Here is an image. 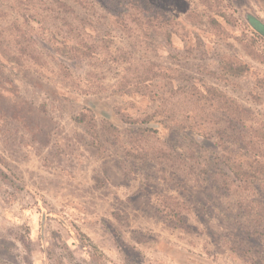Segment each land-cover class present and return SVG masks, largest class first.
I'll return each mask as SVG.
<instances>
[{
	"label": "rangeland",
	"instance_id": "374dc122",
	"mask_svg": "<svg viewBox=\"0 0 264 264\" xmlns=\"http://www.w3.org/2000/svg\"><path fill=\"white\" fill-rule=\"evenodd\" d=\"M149 1L178 26L170 42L153 36L145 48L122 35L101 3L71 5L110 53L130 51L155 62L165 84L213 87L264 122V39L246 19L264 25V0ZM12 5L0 0L10 16ZM27 31L35 36L36 29ZM46 43L38 44L48 69L0 57V264H264V239L234 224L211 190L214 140L159 128L161 140L196 169L181 188L161 183L158 165L124 155L122 144L138 125L116 112L138 118L156 104L112 94L123 64L104 54L95 67L70 61ZM229 63L248 70L232 76L224 69ZM86 111L117 126L121 143L94 145L75 120ZM158 193L183 198L187 229L163 223Z\"/></svg>",
	"mask_w": 264,
	"mask_h": 264
},
{
	"label": "trees",
	"instance_id": "16d2710c",
	"mask_svg": "<svg viewBox=\"0 0 264 264\" xmlns=\"http://www.w3.org/2000/svg\"><path fill=\"white\" fill-rule=\"evenodd\" d=\"M86 1L13 0V16L0 10V57L16 66H46L38 44L45 41L52 51L70 61H88L89 65L95 62V67L104 54L110 61L123 64L112 94L148 98L156 104L149 114L138 118L116 110L121 121L138 125L133 126L135 130L122 144L124 155L158 165V180L181 188L182 182L195 179L196 169L161 140L159 128L214 140L218 152L210 172L211 190L225 201L234 224L251 238L264 239V122L213 87L173 85L171 81L165 84L155 62L141 60L130 51L110 53L97 39L90 22L71 5ZM95 1L102 4L122 35L136 48L148 47L152 37L158 35L170 42L176 32V20L149 0ZM198 1L209 6L214 2ZM246 19L254 34L264 39V25L255 18ZM34 29L32 37L27 30ZM224 69L232 76L248 70L245 65L232 63ZM75 120L97 141L96 146L121 143L119 128L110 121L98 120L91 111L81 113ZM150 123L158 124V130ZM154 199L158 216L166 226L188 228L187 203L179 194L158 193Z\"/></svg>",
	"mask_w": 264,
	"mask_h": 264
}]
</instances>
